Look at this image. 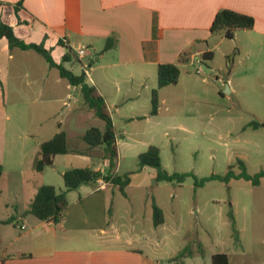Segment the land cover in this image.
<instances>
[{
  "label": "crops",
  "instance_id": "crops-1",
  "mask_svg": "<svg viewBox=\"0 0 264 264\" xmlns=\"http://www.w3.org/2000/svg\"><path fill=\"white\" fill-rule=\"evenodd\" d=\"M0 1L5 3L0 5V21L12 26L15 35L26 43H43L55 62H61L67 47H88V61H76L69 56L63 65L75 74L85 66L86 82L104 98L116 136L117 157L110 172H132L125 189L136 173L143 174L144 179L156 176V171H149L150 166L119 173L126 153L134 150L138 156L149 145L157 144L154 141L159 140L154 137L160 135L163 125L187 129L181 120L162 112L169 108L165 90L178 86L182 80H186L185 84L195 80L190 66L195 55L211 51L207 46L216 12L228 8L252 15L253 29L246 30L250 43L253 32L264 38V0ZM18 2L21 6L15 11L14 4ZM108 38L114 39V45L104 50ZM39 56L30 49H10L6 38L0 37V221L11 219L0 223V264H151L141 248L132 246L134 236L126 237L127 246L116 244L121 236L107 208L112 184L102 178L79 186L76 190L83 194L74 200L67 199V208L57 223L39 220L26 212L37 188L53 185L41 177L46 168L57 170L61 178L69 168L87 167L103 174L109 170L103 146L91 148L83 139L90 127L102 130L104 121L85 104L73 105L78 100L77 90L81 92L80 85L70 84L57 68L50 67ZM73 62L79 64V71L73 68ZM162 63L177 64L180 74L177 83L158 88L157 67ZM224 74L225 86L230 93L234 92L232 70ZM155 88L158 108L151 114V94ZM9 104L10 109L18 111L38 108L30 115L37 124L55 117L54 111L46 113L50 107L65 105L63 116L56 122L57 130L47 139L64 131L68 152L54 155L51 165L36 171L39 145L47 139L37 138L27 159L24 153L7 151L4 131L10 117ZM95 120H99L97 125L93 124ZM167 134L164 130L163 135ZM29 136L25 134V138ZM72 233L73 237L80 234L91 239L93 246L66 241Z\"/></svg>",
  "mask_w": 264,
  "mask_h": 264
},
{
  "label": "rangeland",
  "instance_id": "rangeland-1",
  "mask_svg": "<svg viewBox=\"0 0 264 264\" xmlns=\"http://www.w3.org/2000/svg\"><path fill=\"white\" fill-rule=\"evenodd\" d=\"M251 29H235L237 39L226 37L223 30L212 32L207 47L213 56L205 59L200 55L202 59L193 60L190 66L195 80L187 84L182 80L165 90L169 108L162 112L181 120L187 129L161 127L160 135L154 137L159 140L154 142L160 149L161 165L169 173L193 175L177 182L144 179L136 173L125 189L127 196L113 184L107 194L108 214L113 215L121 236L116 244L127 246L126 237L134 236L132 246L141 248L151 264H210L211 255L217 252L226 253L230 264H264V176L257 185L236 177L228 182L207 180L201 186H195L194 180V176H223L229 169L238 174L242 171L238 160L251 175L264 171V126H247L251 120H264V38L253 32L250 43L246 30ZM78 58L88 61L87 54ZM72 65L79 71L78 63ZM197 67L203 73H198ZM228 69L233 74L231 93L226 92L222 79ZM77 91L78 100L73 105L84 106L82 93ZM10 108L9 104L5 147L18 155L24 153V159L37 138L47 139L57 130L56 122L66 110L65 105L50 107L46 113L54 111L55 117L37 124L30 115L38 108ZM97 123L99 120L93 122ZM164 130L167 135H163ZM137 166V155L130 150L118 171ZM149 171L156 170L151 167ZM41 177L57 190H65L57 170L46 168ZM79 194H83L79 189L66 192L68 200L77 199ZM152 203L163 212L164 222L158 226L152 222ZM71 240L83 247L93 246L91 239L80 234L73 237L72 233L66 241Z\"/></svg>",
  "mask_w": 264,
  "mask_h": 264
},
{
  "label": "trees",
  "instance_id": "trees-1",
  "mask_svg": "<svg viewBox=\"0 0 264 264\" xmlns=\"http://www.w3.org/2000/svg\"><path fill=\"white\" fill-rule=\"evenodd\" d=\"M5 4L0 1V5ZM18 6H21V2L14 4L15 11L18 10ZM255 23V19L252 15L241 13L232 9L223 8L216 12L211 22L210 31L223 30L224 35L228 38L234 37V31L238 28H252ZM0 37H5L10 49L18 48L21 50H33L40 54L48 63L50 67H55L59 71V75L62 78L67 79L72 85H80L82 98L84 104L94 111L96 117L104 121V128L101 130L98 127H90L83 139L89 147H95L102 145L104 148L105 156L109 162V170L106 173L94 171L90 168H69L62 173L63 183L65 190H57L54 185L42 184L37 188V191L31 200L27 213L34 215L39 220L51 221L57 223L63 217L64 211L67 208V196L66 192L69 190L77 189L79 186L88 183H95L98 179L102 178L104 181L113 185H117L123 195H126L125 187L130 181L132 172H125L123 174H112L110 169L115 166L117 149H116V136L113 126L112 117L107 111L104 98L97 93L96 88L93 85H89L86 82V73L82 69L79 74L73 73L71 70L64 67L63 62L74 58L79 60L76 53H74L70 47H67V51L62 57L60 63L53 60L50 52L46 49L43 43H26L18 36L15 35L12 26L0 21ZM114 45V39L108 38L104 50L112 48ZM70 56V57H69ZM184 54L181 55V58ZM211 51L204 52L203 58H211ZM180 74L179 66L175 63H162L157 67V87H163L166 85L175 84L178 81ZM158 108L157 89L152 90L151 94V114H155ZM247 126L257 128L264 126V122H258L252 120ZM40 156L35 160L34 169L36 171H42L46 166H49L53 162V157L56 154H63L68 152L66 134L64 131L55 133L50 139L44 140L39 145ZM242 171L238 174H234L229 169L225 175L211 174L205 178H197L194 176L195 186H201L207 180L219 179L224 182H228L230 178H244L250 181L252 184L257 185L260 182V178L264 176V171H259L255 174H249L245 170L244 162L237 161ZM138 169L144 166H150L156 170L155 180L182 182L188 175H193L191 172L177 173L167 172L161 165V158L159 153V147L156 145H149L147 149L137 156ZM2 174V165L0 164V177ZM231 223L234 226L233 214L229 213ZM152 219L153 225L158 226L164 222L163 212L161 208L152 203ZM11 219L0 221V223H8ZM180 255V254H179ZM210 264H230L229 258L224 252H217L211 255Z\"/></svg>",
  "mask_w": 264,
  "mask_h": 264
},
{
  "label": "built area",
  "instance_id": "built-area-1",
  "mask_svg": "<svg viewBox=\"0 0 264 264\" xmlns=\"http://www.w3.org/2000/svg\"><path fill=\"white\" fill-rule=\"evenodd\" d=\"M87 50H88V48L86 46H79L75 49V52H76V55H78V57L82 58L87 54V52H88ZM193 59H194V61L198 62V61H200V59H202V57L200 55H195ZM83 70L85 71V73H87L85 66L83 67ZM196 71L198 73H203V70L201 67H197Z\"/></svg>",
  "mask_w": 264,
  "mask_h": 264
},
{
  "label": "water",
  "instance_id": "water-1",
  "mask_svg": "<svg viewBox=\"0 0 264 264\" xmlns=\"http://www.w3.org/2000/svg\"><path fill=\"white\" fill-rule=\"evenodd\" d=\"M223 80H224V81H226V80H227V75H225V74L223 75ZM225 88H226V89H225V90H226V92H229V88H228V86H227V85L225 86ZM113 120H114V118H113Z\"/></svg>",
  "mask_w": 264,
  "mask_h": 264
}]
</instances>
